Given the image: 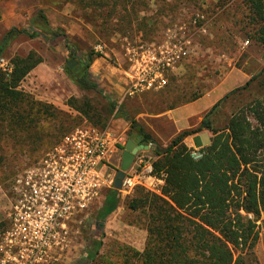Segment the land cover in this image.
I'll list each match as a JSON object with an SVG mask.
<instances>
[{
  "label": "trees",
  "instance_id": "trees-1",
  "mask_svg": "<svg viewBox=\"0 0 264 264\" xmlns=\"http://www.w3.org/2000/svg\"><path fill=\"white\" fill-rule=\"evenodd\" d=\"M141 1L145 2L83 0L82 3L90 8L97 4L105 9L107 15L103 14L102 24H95L101 32L112 30L110 26L114 25L127 32L122 26L126 19L146 20V25H154L151 17L140 16ZM242 1L248 10V25L252 26L251 34L246 36L264 47V0ZM109 20L117 22L112 24ZM32 27L37 31L30 33L12 28L0 43V57L10 42L21 34L32 38L65 36L63 31L51 28L41 13ZM95 58L90 54L75 59L76 66L72 69L66 66L65 73L81 90L104 96L107 106L99 109L89 97H72L66 105L87 123L105 128L117 103L104 95L91 77L90 67ZM42 61L31 51L26 56L11 59L14 71L9 77L0 70V121L6 122L15 134L19 133L18 128L41 118L55 120L64 131L71 128L66 125L74 120L63 110L19 89L25 77ZM202 96H195L181 105ZM228 103L237 105L233 106L226 123L217 126L214 117ZM119 109L121 117L130 122L129 137L134 134L146 145H154L153 167L156 173H164L165 183L160 194L138 187L127 197L126 207L146 218L147 238L142 251L127 244L103 251L101 233L100 237L90 240L75 264H258L255 260V248L260 239L258 222L264 215V66L246 83L219 100L198 128L182 131L168 146L153 138L122 106ZM203 128L211 133L210 144L199 150V158H194L195 151L185 145L184 139ZM60 138L50 142L47 150ZM119 201L120 193L109 190L97 220H105L116 211Z\"/></svg>",
  "mask_w": 264,
  "mask_h": 264
},
{
  "label": "rangeland",
  "instance_id": "rangeland-1",
  "mask_svg": "<svg viewBox=\"0 0 264 264\" xmlns=\"http://www.w3.org/2000/svg\"><path fill=\"white\" fill-rule=\"evenodd\" d=\"M15 2H19L25 8H29L35 3L39 6L36 8L38 16L40 13L45 17L49 15L52 22L64 19L65 23L69 24V30L75 33V39H70L64 33V45L71 50H68L69 53L65 56L62 69H65L67 62L71 59L75 60L93 54L92 49L96 43H106L109 46L106 55H93L107 60L106 68L103 71L109 78L123 76L122 72L117 69L118 48L112 42L114 37L122 34H140L146 41H159L162 39L164 31L172 24L196 14L205 16L207 20L206 32L195 34L189 57L184 61L183 66L169 77L167 86L161 90L143 92L134 97L123 96L109 117L106 126L110 125L109 122L113 118H122L119 114L121 106L130 118L141 124L142 118L146 114L157 115L170 108H176L195 96L212 92L227 80L233 69H239L251 78L264 66V47L246 36L248 33L251 34L252 26L248 25L246 17L248 10L242 0H145L144 3L141 1L140 16L151 17L154 25H146V20L143 23L140 20L126 19L122 26L127 32L121 30L119 25L110 26L112 30L108 32L105 29L101 32L95 24L97 22L99 25L102 24V16L106 14L105 9L97 7V4L92 7L93 9L87 7L82 3L83 0H0V19L8 4ZM110 2L113 5V1ZM61 16L64 18H60ZM109 22L114 24L117 20H109ZM138 22L143 24L138 25ZM132 23L135 24H133V28H131ZM33 29L29 32L37 31V29ZM37 38L40 42L46 41L42 36L32 38L24 34L22 41L23 38L17 36L10 42L3 57L11 60L15 56L25 55L26 51H29L30 43L34 44L35 48H41L42 46L40 47L39 43L34 41L38 40ZM58 44L57 41L51 40L47 46L56 49ZM72 51L75 52V55L72 54ZM91 77L94 79L93 76ZM243 84L236 82L230 86L229 90L221 94L218 101ZM31 85L32 82L29 83V86ZM104 95L115 102L114 95L109 94L106 88ZM83 97H89L93 105L99 109L107 106L104 96H99L95 92H84L78 98ZM235 105L237 103H228L221 107L219 113L214 117L217 126H223L226 123ZM55 107L70 114L74 119L66 125L71 128L64 131L59 128L55 120L41 118L35 123L18 128L19 133L15 134L6 122L0 121V233L5 229L8 221V190L12 176L41 156L50 146H48L50 142L54 143L74 127L86 122L76 111ZM123 120L127 121L124 117ZM127 122L130 128V122ZM209 139V134L205 133L202 136V143L208 144ZM107 193L108 190H104L99 203L86 213L77 216L71 223L72 232L79 245L77 255L73 254L74 256L71 255L57 264H75L82 257L90 240L98 236L97 216L102 209L103 199ZM126 200L127 196H120L116 211L105 219L102 231L103 251L117 249L118 244H127L139 251L145 247L146 218L139 213L131 212L126 207ZM258 224L260 225V239L255 248V260L258 264H264V215Z\"/></svg>",
  "mask_w": 264,
  "mask_h": 264
},
{
  "label": "built area",
  "instance_id": "built-area-1",
  "mask_svg": "<svg viewBox=\"0 0 264 264\" xmlns=\"http://www.w3.org/2000/svg\"><path fill=\"white\" fill-rule=\"evenodd\" d=\"M206 24L205 16L196 14L169 26L159 41H146L140 34L114 37L126 63L124 97L165 88L189 57L195 34L206 32ZM108 49L98 42L92 50L102 56ZM0 70L9 77L14 64L0 57ZM127 141L110 125L101 128L85 122L17 172L8 190L7 225L0 233V264H57L76 254L79 245L71 223L99 203L104 189H114L117 171L112 172L110 160L122 153ZM147 146L154 148L152 143ZM164 177L141 150L118 192L129 195L140 187L159 193Z\"/></svg>",
  "mask_w": 264,
  "mask_h": 264
},
{
  "label": "crops",
  "instance_id": "crops-1",
  "mask_svg": "<svg viewBox=\"0 0 264 264\" xmlns=\"http://www.w3.org/2000/svg\"><path fill=\"white\" fill-rule=\"evenodd\" d=\"M38 7L39 6L35 3L29 8H25V6L21 5L19 2L9 3L6 11L1 15L0 19L2 39L12 28L24 29L27 31L34 30L32 24L34 23L35 19L38 18V12L36 11V8ZM63 12L65 13V10H63ZM46 18L48 19L49 26L51 28L61 30L66 35H68L70 39H75V33L71 32L72 30H69V24L65 23L64 19H59L60 21L55 20V22H52L49 15H47ZM60 18H64V16H61ZM19 37L23 38L21 39V41L24 40V34L19 35ZM43 38L46 41L40 42L38 38V40H34L39 43L40 47L42 46L41 48H35V45L30 43L28 49L29 51H26L25 55H23L26 56L31 51H34L43 59V61L25 77V79L21 82L19 89L23 90L26 93L32 94L35 99L39 101L52 104L54 106L60 107L61 109L72 111L66 105V102L72 97L78 98L81 97L84 92L88 93L91 91L81 90L67 76V74L65 73V69H62L65 56L69 53L68 49L64 45V36L52 37L54 39H52L51 37ZM51 40H55L57 41V43H59L56 46V49H51L49 46H47L49 43H51ZM13 49L18 51L16 48ZM116 57L118 64L117 69L120 70L123 74L121 78H109L106 76L103 69L106 68L105 64L107 60L102 57H96L94 59L90 67V74L94 77L100 88L103 91L106 88V91L109 94L114 95L113 99L115 100V102L119 103L123 99L124 92L127 87V80L124 77L126 63L122 55H120L119 53ZM249 79L250 76L248 74L240 71L239 69H233L227 80H225L224 83L217 89L209 92L206 95H203L201 98L195 101L180 105L173 109L166 110L157 115L146 114L142 118L141 125L160 144H162L163 146H168L171 141L182 131L198 128L201 125L204 116L218 102L221 94L229 90L230 86L234 85L236 82L246 83ZM30 82H32L31 86H29ZM124 122L125 121L123 120V117L117 119L113 118L109 122V124L116 131L124 134L128 140L133 139L135 141H138L137 144L146 145L141 141V139L139 140V137L134 136V134L132 137H129L130 128L128 126V122ZM205 133H208L211 139V133L207 129L203 128L198 133L186 137L184 139L185 145L188 148L199 152L201 148L206 147L210 144V139L208 144L202 143V136ZM200 143L201 146H199ZM152 152L153 148H150L146 151L147 155L151 157V162L153 164L155 157L153 156ZM122 153L114 155L111 158L110 167L112 169V172H115L119 169L121 165ZM104 190H108L109 192V190L111 189ZM145 190L149 191L147 189ZM133 192L129 195L123 194L121 196L128 197L132 195ZM160 193L161 192L157 194ZM104 200L105 198L103 199V204Z\"/></svg>",
  "mask_w": 264,
  "mask_h": 264
},
{
  "label": "water",
  "instance_id": "water-1",
  "mask_svg": "<svg viewBox=\"0 0 264 264\" xmlns=\"http://www.w3.org/2000/svg\"><path fill=\"white\" fill-rule=\"evenodd\" d=\"M77 62L74 59H71L67 62V66L72 69L76 66ZM140 140V138H139ZM138 141H135L133 139H129L124 151L122 153V158H121V165L119 169L117 170L116 176H115V181H114V189L119 191L122 188V182L123 179L125 178L126 172L129 170L130 166L132 165L136 154L141 151V150H149V147L144 144H137ZM201 146V143L199 144ZM97 229H98V237H100L105 220H97ZM264 239V236H263Z\"/></svg>",
  "mask_w": 264,
  "mask_h": 264
}]
</instances>
